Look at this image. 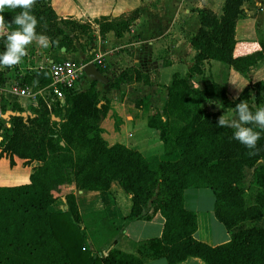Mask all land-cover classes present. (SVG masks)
Masks as SVG:
<instances>
[{
  "label": "trees",
  "instance_id": "16d2710c",
  "mask_svg": "<svg viewBox=\"0 0 264 264\" xmlns=\"http://www.w3.org/2000/svg\"><path fill=\"white\" fill-rule=\"evenodd\" d=\"M242 2L243 0H223L219 15L210 9L196 10L199 26L189 39V44L195 51L193 63L188 68L189 73H200L203 60L213 59L246 77L251 66L260 60L264 61V39L249 41L234 37L236 20L242 17ZM20 11L21 9H5L0 15L4 16L7 23L12 24L14 16ZM133 11L132 17L119 20L100 17L96 21L98 34L112 31L114 35L120 36L137 17V10ZM32 14L39 21L37 33L46 35L55 42L50 46L53 50L72 49V38L63 27L70 32L75 31V28L83 31L90 28L88 23L57 19L48 0H37ZM16 27L12 25L9 32ZM6 44V38L0 37V53L5 51ZM48 81L47 70L40 68L24 73L21 82L37 86ZM122 82L149 84V78L138 68L129 66L118 73L110 86L116 88ZM94 84L95 81H90L87 90L73 89L65 92L64 98L67 93L74 94L68 98L73 102L61 112L59 126L72 128L75 120L82 117L83 113L97 116L102 106L95 105L97 91ZM165 89L166 99L161 113L155 112L149 126L157 131L168 155L167 159L148 161L139 151L121 143L105 145L102 140L89 141L93 150V169L115 178L126 197L125 203L119 202L124 210L123 219L139 218L143 206L148 202L163 218L159 237L142 244L139 252L149 250L153 255H161L167 264H176L187 257H197L204 264H264V227H244L246 219L232 222L224 220L218 210L221 201L229 193L225 180L228 154L223 145L224 139H229L228 145L232 149L230 156L244 165L252 166L259 158L264 157V136L258 142L259 151L250 155L249 149L233 139L234 130L217 126L219 113L204 112L201 107L208 99L217 102L220 108L231 109L234 113L236 104L241 101H247L250 106L252 103L261 105L263 83L249 82L238 96L230 99L225 89L215 82L197 89L174 73ZM249 90L253 92L252 97ZM37 104L42 107L34 109L32 116L9 117L10 125L14 128L13 135L16 133L21 141L31 140L34 135H39L46 129L49 116L42 102L38 101ZM7 107L12 111L22 110L16 104ZM175 115L189 116L194 127L190 130L166 128L163 122ZM56 136L53 132L43 134L48 143L55 141ZM60 141L57 140L59 146ZM77 172L76 165L75 178ZM253 182L258 187V193L249 219L258 218L264 213V165L253 170ZM189 187L206 188L213 193L215 216L229 232L227 241L209 245L192 236L196 230V216L194 211L187 210L183 205V190ZM58 201L60 202L59 198L49 195L45 183L35 175L23 183L0 185V264H141L138 256L116 248H110L100 256L85 249L86 236L79 225L80 215L74 197H64L66 209L63 211L54 209L53 206Z\"/></svg>",
  "mask_w": 264,
  "mask_h": 264
},
{
  "label": "crops",
  "instance_id": "0c3cea01",
  "mask_svg": "<svg viewBox=\"0 0 264 264\" xmlns=\"http://www.w3.org/2000/svg\"><path fill=\"white\" fill-rule=\"evenodd\" d=\"M48 4L57 19L88 23L91 28L93 41L90 62L107 80L104 84L100 82L94 84L100 100L97 105L100 103L99 106H102L97 115L103 127L101 140L105 145L121 143L139 151L148 161L168 158L163 143L158 137H154L155 130L149 126V121L154 117L155 112L161 113L166 99L165 86L169 84L174 73L197 89L215 82L225 89L230 99L238 96L241 89L249 82H262L264 85L263 60L251 66L246 77L213 59L203 60L200 73L188 72L195 53L189 44V39L199 26L196 10L210 9L219 15L223 0H48ZM241 8L242 17L236 20L234 37L249 41L264 39V0H243ZM135 9L138 12L137 17L131 21L129 29L120 36L114 35L112 31L103 35L98 34L96 21L100 17L124 19ZM63 29L72 38L75 31L70 32L65 27ZM31 50L32 58L36 61L30 62L31 59L23 58L22 62L13 69L5 68L4 77L8 75L0 83V92L5 95L9 104L23 108L29 105L28 100L25 97L11 96L7 92V83L13 80L9 77L11 72H18V75L23 72L29 73L35 71L39 63L46 64L50 60L61 61L56 59L62 58L81 60L85 55L78 50L60 53L50 47L41 48L36 44L29 46L28 55L31 54ZM129 66L146 73L149 84L122 82L116 88L111 87L112 80L122 69ZM90 81L87 77L83 78L82 87L85 85L87 88ZM249 91L252 97L253 92ZM261 95V105L264 106V89ZM201 107L204 112L219 113L220 116L226 115L227 118L235 115L231 109H222L217 102L210 99L204 101ZM160 118L163 119L162 116ZM259 165H264V157L259 158L252 166L243 164L245 172L242 179L245 181L248 175L252 180L253 170ZM241 189L245 191L246 186ZM207 191L208 189L195 187L184 189L183 205L187 210L194 211L196 216V230L192 236L209 245H216L227 241L229 232L216 218L214 196L210 190ZM73 195L82 226L88 236L84 242L92 244L90 246L95 250L89 247L88 249L100 256L108 249L116 248L138 256L141 264H167L166 259L161 255H153L149 250L139 252L142 244L149 239L159 237L163 225V218L158 211L152 209L149 202L143 206L139 218L126 220L122 217L124 210L119 204L120 201L125 203L126 197L120 187L113 192L112 199L97 190H77L73 191ZM56 197L60 200L56 206L65 210L64 196ZM56 206H53L55 210ZM96 214L105 218L107 226ZM89 216L92 218L89 219ZM243 223L264 227V213L258 218L247 219ZM92 228L101 230L105 228L107 231L106 234L101 235L100 240H97L92 239L90 233ZM176 264L204 263L197 257H187Z\"/></svg>",
  "mask_w": 264,
  "mask_h": 264
},
{
  "label": "rangeland",
  "instance_id": "374dc122",
  "mask_svg": "<svg viewBox=\"0 0 264 264\" xmlns=\"http://www.w3.org/2000/svg\"><path fill=\"white\" fill-rule=\"evenodd\" d=\"M133 15L134 11H130L126 15V18H130ZM74 30L75 33H73L71 41L72 49H69L66 52L77 50L82 51L85 55L81 58V61L84 62L86 59H89L88 61H90L92 59L91 43L93 41V35L90 31L91 28L86 31L80 30L79 28H75ZM56 51L61 53L64 52V49L62 50L60 48ZM32 56L31 50V54L24 58H29L31 59L30 62H34L35 59H33ZM73 58L75 57H72V59ZM56 60H63V58ZM11 69H13V67ZM2 71L4 80L8 74L4 77L5 70ZM9 77L17 78L18 72H11ZM82 90H87L85 85H83ZM67 94L61 105L52 103L47 107V105L40 100L49 116V122L47 123L46 129L41 131L39 135H34V138L31 140L28 139L21 141L20 136L18 137L16 133L13 135L14 128L10 125L11 119H4V121L0 118V185L22 183L27 181L28 177L35 175L45 183L49 195L52 197L61 195L64 197H74L73 191L97 190L101 194L112 199L113 192L119 188L118 181L113 177L95 171L91 164L93 150L89 141L101 140L103 127L101 126L100 118L98 115L92 117L83 113L82 117L75 120V125L72 126V128H62L59 126L58 124L61 123V112L66 106L71 105L73 102L68 100V98L74 94ZM4 98L0 92L1 112L7 109L10 110V108L7 107L10 105V102L6 99V101H3ZM99 101L100 100L96 96L95 105L97 107L100 105V103L97 105ZM41 107L42 106L36 104L34 106L27 105L26 108H20L22 109L21 111H29V115L32 116V112L35 111L34 109H39ZM163 123L166 128L171 127L173 129L179 128L190 130L194 127L191 118L184 115L171 116ZM50 132L57 134V136L54 137L55 141L48 143L43 137V134L45 135ZM154 134V137L157 138L156 130L154 131ZM262 136H264V134H261V138ZM11 137L12 139H10ZM228 138L231 139V137ZM57 140H61L60 142H62V144L59 142L61 146L57 144ZM228 141L229 139H224L223 145L228 154L226 159L227 167L225 171V180L228 185L227 190L229 193L224 197L223 201H221L218 210L220 216L224 220L230 222L237 219L247 220L253 213L252 208L256 194L258 193V187L254 184L253 178L250 180L248 175L245 177V181L242 179L245 168L237 158L230 156L232 149L229 148ZM75 164L78 167L76 178L74 177V170L76 168ZM243 186H246L245 191L241 190ZM207 192H210L209 189ZM55 208L57 211H63L57 206ZM84 216L87 217L88 215L84 214ZM91 218L89 216V219ZM98 218H100L101 222L107 226L104 217L98 215ZM79 225L83 228L86 236L85 238H87L88 236L85 228L82 226L81 219ZM246 226L249 225L245 224L244 227ZM106 228L108 230V227ZM107 230L105 228L104 230L92 228L90 230V233L93 236L92 239L96 238L97 240H100L101 235L106 234ZM87 243L88 242L85 244L84 242L85 249H88L89 247L94 251V247L92 246V248L90 246L92 244Z\"/></svg>",
  "mask_w": 264,
  "mask_h": 264
},
{
  "label": "clouds",
  "instance_id": "9594fccd",
  "mask_svg": "<svg viewBox=\"0 0 264 264\" xmlns=\"http://www.w3.org/2000/svg\"><path fill=\"white\" fill-rule=\"evenodd\" d=\"M36 4L37 0H0V13H4L5 9H21L14 16L12 24L7 23L4 16L0 15V37L7 41L5 51L0 53V70L19 65L28 55L30 45L48 48L55 43L48 36L36 31L39 21L32 14ZM12 25L17 27L9 32ZM217 126L233 129V139L249 149L250 155H255L259 151L257 145L261 133L264 132V107L250 106L247 101H241L235 106V115L231 118L220 116ZM257 128L260 131H256Z\"/></svg>",
  "mask_w": 264,
  "mask_h": 264
},
{
  "label": "built area",
  "instance_id": "2783aa9c",
  "mask_svg": "<svg viewBox=\"0 0 264 264\" xmlns=\"http://www.w3.org/2000/svg\"><path fill=\"white\" fill-rule=\"evenodd\" d=\"M83 64L84 62L81 60H50L46 64L39 63L37 69L47 70L49 81L46 84L35 86L22 83L23 72L7 83V92L11 96L25 97L28 100V104L33 106L40 100L47 107L52 103L61 105L66 91L73 89L82 90V79L86 78L82 71ZM4 97L5 95H3Z\"/></svg>",
  "mask_w": 264,
  "mask_h": 264
},
{
  "label": "water",
  "instance_id": "95a60500",
  "mask_svg": "<svg viewBox=\"0 0 264 264\" xmlns=\"http://www.w3.org/2000/svg\"><path fill=\"white\" fill-rule=\"evenodd\" d=\"M62 50L64 48H61ZM82 71L85 74V76L95 82H100V83H106V78L103 76V74L100 73V71L94 66V64L90 61L85 62L82 66ZM30 113L28 111H12V110H3L1 112L0 110V118L1 119H9L10 116H21L22 118H25L27 115ZM62 144V142H60Z\"/></svg>",
  "mask_w": 264,
  "mask_h": 264
}]
</instances>
